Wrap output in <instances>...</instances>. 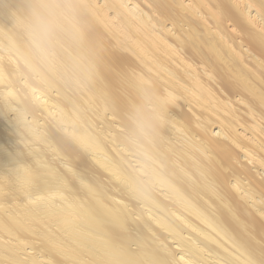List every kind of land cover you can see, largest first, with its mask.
Instances as JSON below:
<instances>
[{
	"label": "bare ground",
	"instance_id": "6f19581e",
	"mask_svg": "<svg viewBox=\"0 0 264 264\" xmlns=\"http://www.w3.org/2000/svg\"><path fill=\"white\" fill-rule=\"evenodd\" d=\"M0 264H264V0H0Z\"/></svg>",
	"mask_w": 264,
	"mask_h": 264
}]
</instances>
